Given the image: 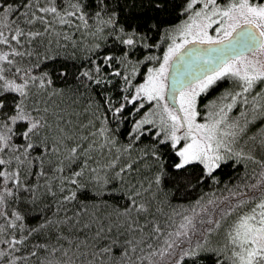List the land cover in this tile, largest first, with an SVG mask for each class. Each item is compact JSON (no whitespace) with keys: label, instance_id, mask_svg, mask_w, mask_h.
<instances>
[{"label":"trees","instance_id":"16d2710c","mask_svg":"<svg viewBox=\"0 0 264 264\" xmlns=\"http://www.w3.org/2000/svg\"><path fill=\"white\" fill-rule=\"evenodd\" d=\"M190 3L0 0V264H238L237 227L264 214L263 137L207 170L136 126L152 104L136 85ZM234 80L257 132L263 76L200 102Z\"/></svg>","mask_w":264,"mask_h":264},{"label":"rangeland","instance_id":"374dc122","mask_svg":"<svg viewBox=\"0 0 264 264\" xmlns=\"http://www.w3.org/2000/svg\"><path fill=\"white\" fill-rule=\"evenodd\" d=\"M243 22H252L260 28L262 45L251 53L231 59L215 73L188 86L184 92L185 103L179 105V112L169 105L165 101L166 73L174 53L190 41L223 38ZM167 36L169 41L162 60L151 67L145 78L136 85L135 95L152 102L143 111L136 126L154 125L173 143L180 144L179 164L198 161L207 170L236 152L239 144L255 134L264 139V126L252 133L256 116L249 113L257 105L247 102L244 94L235 92L239 86L237 80L213 98L200 102L201 92L222 76L230 75L238 78L239 82L242 80L244 86L241 92L264 77L263 6L249 0H191L189 14L173 26ZM236 106L239 109L235 113ZM262 145L264 147V142ZM262 211L264 213V205ZM252 216L244 218L235 231L231 253L238 264H251L254 255L264 259V214L261 224H257Z\"/></svg>","mask_w":264,"mask_h":264},{"label":"water","instance_id":"95a60500","mask_svg":"<svg viewBox=\"0 0 264 264\" xmlns=\"http://www.w3.org/2000/svg\"><path fill=\"white\" fill-rule=\"evenodd\" d=\"M262 43L259 28L252 22H243L223 38L184 44L169 62L165 88L167 103L178 110L176 97L181 90L215 73L231 59L257 50Z\"/></svg>","mask_w":264,"mask_h":264},{"label":"flooded vegetation","instance_id":"af4514ba","mask_svg":"<svg viewBox=\"0 0 264 264\" xmlns=\"http://www.w3.org/2000/svg\"><path fill=\"white\" fill-rule=\"evenodd\" d=\"M217 81V80H216ZM216 81H214L210 86H212ZM208 87V88H206V90H204V92L205 91H207L209 88H211V87ZM187 88V87H186ZM186 88H184L183 90H181L178 94H177V97H176V102H177V105H178V110L180 111V104H183V103H185V102H183L184 101V99H185V94H184V92H185V90H186ZM178 111V112H179Z\"/></svg>","mask_w":264,"mask_h":264}]
</instances>
